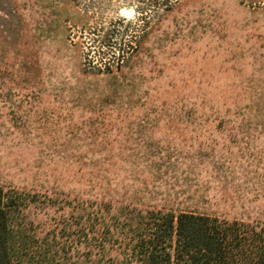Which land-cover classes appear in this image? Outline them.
<instances>
[{
	"label": "rangeland",
	"instance_id": "rangeland-1",
	"mask_svg": "<svg viewBox=\"0 0 264 264\" xmlns=\"http://www.w3.org/2000/svg\"><path fill=\"white\" fill-rule=\"evenodd\" d=\"M0 194L264 220V0H0Z\"/></svg>",
	"mask_w": 264,
	"mask_h": 264
},
{
	"label": "trees",
	"instance_id": "trees-1",
	"mask_svg": "<svg viewBox=\"0 0 264 264\" xmlns=\"http://www.w3.org/2000/svg\"><path fill=\"white\" fill-rule=\"evenodd\" d=\"M32 199L9 204L0 194L1 264H264V220L48 200L53 222L38 237L43 230L23 222Z\"/></svg>",
	"mask_w": 264,
	"mask_h": 264
},
{
	"label": "water",
	"instance_id": "water-1",
	"mask_svg": "<svg viewBox=\"0 0 264 264\" xmlns=\"http://www.w3.org/2000/svg\"><path fill=\"white\" fill-rule=\"evenodd\" d=\"M127 11H124V14H126Z\"/></svg>",
	"mask_w": 264,
	"mask_h": 264
}]
</instances>
